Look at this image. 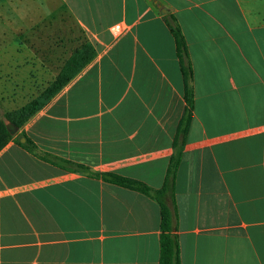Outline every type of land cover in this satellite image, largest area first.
<instances>
[{
  "label": "crops",
  "instance_id": "1",
  "mask_svg": "<svg viewBox=\"0 0 264 264\" xmlns=\"http://www.w3.org/2000/svg\"><path fill=\"white\" fill-rule=\"evenodd\" d=\"M57 18L95 56L12 135L58 166L13 140L0 151V264H159L158 204L91 175L162 186L185 109L168 22L193 95L174 182L180 264H264V0H0V116L33 99L24 75L54 74L39 46Z\"/></svg>",
  "mask_w": 264,
  "mask_h": 264
},
{
  "label": "trees",
  "instance_id": "2",
  "mask_svg": "<svg viewBox=\"0 0 264 264\" xmlns=\"http://www.w3.org/2000/svg\"><path fill=\"white\" fill-rule=\"evenodd\" d=\"M168 27L175 40L176 54L180 64L184 86L185 109L178 123L177 131L172 142L174 151L168 161L162 186L160 189L155 190L141 182L113 174H103L101 176L92 174L91 176L139 192L154 200L159 206L160 214L159 264H180L179 246L176 234L177 209L174 199V182L182 158L187 131L192 119L193 95L188 85L190 70L187 66L188 55L184 38L176 24L168 22ZM94 56L95 50L93 46L87 42L83 43L81 47L67 59L55 79L48 84L38 97L28 102L22 108L4 113L0 116V151L8 144V142L13 140L19 148L40 161L58 166L48 155L37 153L34 143L25 135L20 134L13 138V136L7 131L6 124H12L17 129H20L40 109L46 106L83 67L90 63ZM21 138L25 139L23 143L20 142Z\"/></svg>",
  "mask_w": 264,
  "mask_h": 264
},
{
  "label": "rangeland",
  "instance_id": "3",
  "mask_svg": "<svg viewBox=\"0 0 264 264\" xmlns=\"http://www.w3.org/2000/svg\"><path fill=\"white\" fill-rule=\"evenodd\" d=\"M28 5H33V1H28ZM51 22L48 21L47 25L46 23L44 24L42 45L39 46V50L54 56V60L49 58H44L43 60L44 68L51 66L54 74L50 75L44 71V74L40 75L38 71L34 72L32 70L30 74L24 75L23 78H27L28 82L30 80L31 83H34L31 91L27 93L28 98L30 96H32L33 99L38 97L48 84L55 79L67 59L79 49L83 43H86L82 38L81 32L67 19L57 18ZM34 46L33 43L28 44V48L32 51H34ZM31 63H34V61ZM2 74H0V91L6 80V77ZM24 74L27 73L24 72Z\"/></svg>",
  "mask_w": 264,
  "mask_h": 264
},
{
  "label": "built area",
  "instance_id": "4",
  "mask_svg": "<svg viewBox=\"0 0 264 264\" xmlns=\"http://www.w3.org/2000/svg\"><path fill=\"white\" fill-rule=\"evenodd\" d=\"M122 28L119 25L112 26L109 31L112 34L113 37H116L120 34Z\"/></svg>",
  "mask_w": 264,
  "mask_h": 264
},
{
  "label": "water",
  "instance_id": "5",
  "mask_svg": "<svg viewBox=\"0 0 264 264\" xmlns=\"http://www.w3.org/2000/svg\"><path fill=\"white\" fill-rule=\"evenodd\" d=\"M6 128L10 135H14L17 132V128L12 124H6ZM21 142H24V139H21Z\"/></svg>",
  "mask_w": 264,
  "mask_h": 264
}]
</instances>
